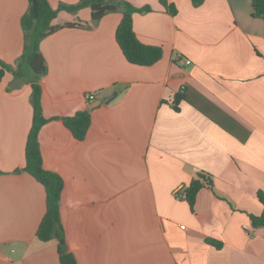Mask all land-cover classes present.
I'll return each mask as SVG.
<instances>
[{"label": "crops", "instance_id": "obj_1", "mask_svg": "<svg viewBox=\"0 0 264 264\" xmlns=\"http://www.w3.org/2000/svg\"><path fill=\"white\" fill-rule=\"evenodd\" d=\"M125 1L152 9L133 20L143 44L162 48L156 64L126 60L122 11L96 25L90 8L61 11L54 24L84 27L40 46L51 121L39 142L44 166L64 181L68 251L78 264H264V227L251 220L264 211V18L253 17V0ZM29 5L0 0V60L15 68ZM34 80L24 70L0 82V264H61L59 241L37 238L46 190L24 171ZM84 110L92 122L79 141L63 120ZM200 175L207 183L191 210L176 191Z\"/></svg>", "mask_w": 264, "mask_h": 264}, {"label": "trees", "instance_id": "obj_2", "mask_svg": "<svg viewBox=\"0 0 264 264\" xmlns=\"http://www.w3.org/2000/svg\"><path fill=\"white\" fill-rule=\"evenodd\" d=\"M194 4H200L203 0H192ZM27 13L22 18L24 31V51L18 65L12 67L0 60V82L8 72H12L16 79L24 77V67H28L35 80L32 83L31 104L33 107V123L28 135L26 145V166L24 171L40 182L46 190V213L38 228L37 238L42 243L59 241V255L61 264H78L75 255L70 251H64L61 241H65L64 229L61 220V197L64 189V181L57 173L46 169L40 147L39 135L42 128L51 120L45 118L42 107V87L40 81L46 76L48 67L41 52V42L48 36L66 28L84 27L82 24L65 23L54 24L61 11L76 12L82 8H90L93 25H96L103 17L110 13L122 11L123 17L116 30V41L122 50L126 60L133 65L152 66L163 57L160 47L143 44L134 31L133 15L135 13H147L152 9L149 6L136 8L125 0H81L77 5L60 4L54 8L49 0H29ZM167 10L176 15L177 10L161 2ZM253 17L264 18V0H253ZM181 99L176 97V101ZM66 127L72 132L75 139L83 141L89 131L92 122L90 111L84 110L64 120ZM207 178L200 175L192 181L187 189V200L191 210L194 209L199 191L207 183ZM259 199L264 204V193H259ZM254 228L264 227V211L260 216H252ZM220 247V243L209 241Z\"/></svg>", "mask_w": 264, "mask_h": 264}, {"label": "built area", "instance_id": "obj_3", "mask_svg": "<svg viewBox=\"0 0 264 264\" xmlns=\"http://www.w3.org/2000/svg\"><path fill=\"white\" fill-rule=\"evenodd\" d=\"M187 63L190 64L191 61H187ZM88 99H89V100H92V99H94V96H93V95H89V96H88ZM186 195H187V193H186V192H183L182 189L176 191V196H177L178 198H180V199L185 198ZM244 230H245L249 235L252 234V229H251L250 226H248V225L244 226Z\"/></svg>", "mask_w": 264, "mask_h": 264}, {"label": "water", "instance_id": "obj_4", "mask_svg": "<svg viewBox=\"0 0 264 264\" xmlns=\"http://www.w3.org/2000/svg\"><path fill=\"white\" fill-rule=\"evenodd\" d=\"M114 99V96L113 97H109V98H107L104 102L105 103H109L110 101H112ZM61 245H62V247H63V249H64V251H68V246H67V244H66V242L63 240V241H61Z\"/></svg>", "mask_w": 264, "mask_h": 264}, {"label": "rangeland", "instance_id": "obj_5", "mask_svg": "<svg viewBox=\"0 0 264 264\" xmlns=\"http://www.w3.org/2000/svg\"><path fill=\"white\" fill-rule=\"evenodd\" d=\"M27 69H28V67L27 68L26 67L23 68V70H25V71H27Z\"/></svg>", "mask_w": 264, "mask_h": 264}]
</instances>
